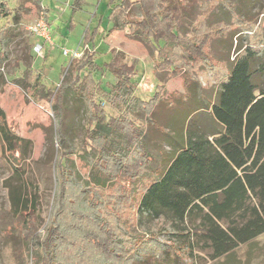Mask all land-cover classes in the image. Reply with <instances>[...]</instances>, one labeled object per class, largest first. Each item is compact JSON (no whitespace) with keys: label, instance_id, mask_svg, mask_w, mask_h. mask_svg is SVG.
<instances>
[{"label":"trees","instance_id":"16d2710c","mask_svg":"<svg viewBox=\"0 0 264 264\" xmlns=\"http://www.w3.org/2000/svg\"><path fill=\"white\" fill-rule=\"evenodd\" d=\"M199 1L121 0L113 6L110 15L117 23L110 31L128 28L127 37L149 50L154 71L160 74L156 79L162 94L165 84L177 77L184 87L197 83L200 77L206 79L212 65L219 62L211 54V43L228 39L234 21H239L238 14L225 8L229 23L217 20L208 24L210 8L201 11ZM72 2L74 12L85 0ZM194 4L199 13L192 15ZM183 15L192 21L190 27L188 21L181 23L186 33L180 30ZM13 16L7 0H0V18ZM261 38L264 44L262 30ZM3 44L0 32V50ZM84 52L82 61L74 58L69 64V82L50 93L57 147L47 224L39 226L38 196L30 193L25 183L7 187L12 213L22 218L20 240L28 264H125L130 260L150 264L152 260L165 261L172 249L191 255L199 245L209 252L211 261L223 259L220 264H227V258L240 246H252L264 234V87L253 81L256 70L250 68V57L257 58L259 49L245 46L217 84L214 100L204 107L187 105L185 118L174 121L170 134L161 133L159 142H154L148 131L152 127L160 133L149 122L155 118L154 107L163 101L154 96L146 102L134 98L135 66L113 49L111 60L102 65L96 63L95 50ZM0 54L4 59L5 53ZM104 72L115 78L107 92L95 80L96 74ZM22 86L33 94L40 84L24 81ZM69 89L88 112L87 142L83 145L91 164L88 180L63 164L72 153L62 147ZM190 97L186 93L174 106H166L173 109L178 101ZM103 99L123 112L108 117L100 106ZM134 109L144 114L149 125L138 124L132 116ZM203 109L209 127L198 125V117L192 116ZM50 143L53 150V135ZM24 144L26 141L7 125L0 108L2 156L19 154ZM153 162L157 169L149 170ZM160 236L166 243L160 242Z\"/></svg>","mask_w":264,"mask_h":264},{"label":"rangeland","instance_id":"374dc122","mask_svg":"<svg viewBox=\"0 0 264 264\" xmlns=\"http://www.w3.org/2000/svg\"><path fill=\"white\" fill-rule=\"evenodd\" d=\"M72 1L7 0L14 16L8 20L0 18L1 38L4 41L0 51L5 53V58L0 59V108L5 114L7 125L26 141L21 152L14 156L11 154L2 156L0 145V264H28L27 251L20 240L22 218L12 213L8 198L9 185L22 181L30 193L38 196L36 204L38 224L40 227L47 224L54 194L53 164L57 147L54 137V104L51 102L50 93L69 82L68 67L74 59L72 55L64 56L63 50L74 53L77 51L75 59L79 62L84 57L85 49L95 50L96 63L102 65L111 60L113 49L121 52L129 65L135 66L137 83L134 98L146 102L154 96L156 99L160 98L159 101H163L159 106L154 107L156 111L155 118L152 119L154 123L149 122L160 131V133L155 132L152 127L149 128L148 136L154 142H159L163 138L161 133L170 134L174 121L180 117L185 118L188 114L189 105L193 108L204 107L214 100L217 84L240 57L244 47L249 44L259 49L257 58L250 57V68L252 71L256 70L253 81L264 87V44L261 42L263 39L261 30L264 31V0H204L203 2L200 0L201 11L210 8L208 24L217 20L229 23L228 10L238 14L239 21H234L230 30L233 33L227 37L228 39L211 43V54L219 62L212 65L213 71L208 72L207 80L200 77L197 83L184 87L181 78L177 77L165 84L163 94L159 88L160 82L156 79L160 74L154 71V61L149 50L141 43L127 37L128 28L110 31L112 25L117 23L116 18L110 14L113 6L119 4L121 0H115L114 3L112 0H85L80 5V9L74 12L70 6L73 5ZM220 3L224 7H221ZM229 5H232V8H229ZM192 9V15L199 13L195 4ZM42 15L49 19L53 45L44 46L42 51L36 54L33 47L39 39L30 33L29 27ZM242 17L251 23H247ZM179 22L182 33H186L182 22L187 23V27L192 25V21L186 15H183ZM86 36L88 41L85 43ZM28 66L29 70H27ZM199 73L200 76L203 75L202 72ZM95 80L105 92L115 83V78L108 72L96 74ZM24 81L30 85L39 81V91L32 94L23 89ZM186 93L191 97L186 98L185 102L178 101L179 105L171 109ZM72 95L73 92L69 89L65 103L66 119L63 125L65 139L62 146L64 151H72V153L67 154L63 164L73 168L80 178L88 180L91 164L83 146L87 142L88 112L82 100L75 99ZM166 103L173 105L167 108ZM100 106L108 117H116L123 112L121 108L117 110L112 108L106 99L102 100ZM139 112L134 109L132 116L136 117L138 124L144 127L148 122L144 120V114ZM206 115L207 112L203 109L192 116L198 117L195 120L198 125L205 124L209 127ZM51 135L54 142L53 150L50 148ZM148 143H151L149 139ZM68 146L71 149H68ZM152 154L157 159V152L152 150ZM155 165L156 163L153 162L149 170L157 169ZM146 174L154 175V173ZM134 232L140 234L139 231ZM159 239L161 243H166L165 237L160 236ZM176 253L174 249L169 250V256L165 261L152 260L150 264H220L223 260L211 261L209 252L201 245L195 246L190 252L191 255H188L186 250ZM125 264L143 263L130 260ZM227 264H264V234L259 236L252 246H240L233 257L227 258Z\"/></svg>","mask_w":264,"mask_h":264},{"label":"built area","instance_id":"2783aa9c","mask_svg":"<svg viewBox=\"0 0 264 264\" xmlns=\"http://www.w3.org/2000/svg\"><path fill=\"white\" fill-rule=\"evenodd\" d=\"M48 21V18H45L42 15L39 20H37L33 25L29 27L30 33L41 41L39 43L37 42L33 47V50L36 54H39L44 46L53 45L52 38L50 35L51 29ZM62 53L64 56L72 55L73 58H76V54L74 52H68L67 50H63Z\"/></svg>","mask_w":264,"mask_h":264},{"label":"crops","instance_id":"0c3cea01","mask_svg":"<svg viewBox=\"0 0 264 264\" xmlns=\"http://www.w3.org/2000/svg\"><path fill=\"white\" fill-rule=\"evenodd\" d=\"M38 5H39V4H38ZM39 6H40V5H39ZM48 20H49V19H48ZM37 42L39 43V42H41V41L39 40V41H37Z\"/></svg>","mask_w":264,"mask_h":264}]
</instances>
